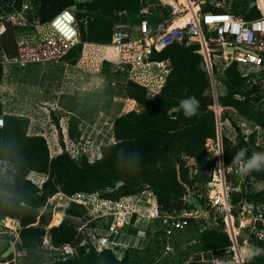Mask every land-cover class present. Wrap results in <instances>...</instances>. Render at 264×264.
<instances>
[{"label": "trees", "instance_id": "obj_1", "mask_svg": "<svg viewBox=\"0 0 264 264\" xmlns=\"http://www.w3.org/2000/svg\"><path fill=\"white\" fill-rule=\"evenodd\" d=\"M11 1L18 11L26 2ZM31 1L36 19L42 26L51 23L65 10L75 9L80 44L66 59V63L72 66L77 64L85 44L112 45L118 26L115 18L127 16L134 25L150 18V24L156 26L163 20L161 14H164L161 7L152 9L149 12L151 17L145 14L142 0H91L87 3L76 0ZM2 2L0 0V5ZM240 3L230 7L226 2L221 9L207 6L204 12H230L248 21L261 18L260 12L252 8L248 0H241ZM10 10V6L5 8L6 12ZM21 30L7 25L6 32L0 37V60L2 56H16L17 37L22 35ZM210 47L217 54L222 52L217 45L211 44ZM89 50L92 49L88 47L86 51ZM97 51L95 56L98 59L107 55ZM151 61L167 63L171 68L170 74L162 78L143 72L139 81H128L127 97L137 103L139 110L116 119L113 131L115 144L102 147V157L94 163L87 158L76 162L67 151L51 158L47 140L29 135L30 119L4 115L0 104V116L4 119V128L0 129V224L7 219L17 220L21 228L16 255L3 263L126 264L113 251L105 249L102 241L98 248L89 246L81 248L77 255L70 254L84 229L69 219L63 221L61 213H56L53 221L51 212H42L59 194L68 198L78 194L96 195L115 203L151 191L161 214L172 215L193 209L192 204L186 201L187 187L192 188L195 182L208 180L205 172L209 169L216 140L208 66L201 47L187 43L154 50ZM224 75L228 93L220 99L221 105L233 108L242 117L264 127V111L257 106L258 99H251V93L244 91L246 80L242 77L241 66L233 63ZM3 77V67L0 66V84ZM236 96H245L246 100L239 101ZM189 97L196 98L199 108L195 115L186 117L179 105ZM56 124L59 127V121ZM70 136L75 137L72 128ZM227 155L229 160V149ZM189 159H195L200 170L193 179L191 172L194 168L189 166ZM4 165L13 170L4 174ZM32 173L45 175L47 179L39 186L29 179ZM120 182L124 187L115 190ZM238 197H233L234 203H238ZM250 200H260V197ZM153 207H156L155 203ZM67 216L85 219V208L72 203ZM51 224L58 226L51 227ZM90 228L96 230L97 227L91 225ZM46 240L49 251H45ZM198 241L204 253L216 252L226 264H238L233 244L222 226L203 231ZM254 244L260 250L255 264H264V246L258 242Z\"/></svg>", "mask_w": 264, "mask_h": 264}, {"label": "built area", "instance_id": "obj_2", "mask_svg": "<svg viewBox=\"0 0 264 264\" xmlns=\"http://www.w3.org/2000/svg\"><path fill=\"white\" fill-rule=\"evenodd\" d=\"M190 1L193 6L200 7L202 4L209 2L211 7L223 8L226 2H229L231 7L237 0H221V3L216 2V0ZM168 2L173 17L184 13L173 0ZM250 3L251 5L264 6V0H250ZM8 6L11 10L6 12L4 9L3 13L0 14V37L4 35L9 24L17 29L27 28L31 18L35 24L40 25L36 19L35 7L30 0L24 3L20 11L15 8L12 1ZM257 10L261 13V18L251 21L230 12L205 13L201 9L195 20L181 27L173 28V23L167 19L156 26H152L149 21H143L139 26V40L130 39L128 26L120 24L115 28L112 44L122 49V64L133 69L150 64L154 50H163L184 43L198 45L201 47L202 55L210 72L214 67V57L215 59L223 57L225 63L229 66L233 63L239 64L242 68L243 78L248 79L249 84L258 88L259 103L264 108V10L259 6ZM49 25L53 32L49 38L41 39L38 42H36V39L26 41L17 38L16 56H2L0 66H47L66 63L71 51L80 44V31L75 9L65 10ZM211 44L221 47L222 57L220 55L211 56L209 51V45ZM205 51L207 52L205 53ZM155 64H157L162 74H168L163 68L164 63ZM2 128H4V119L0 116V129ZM234 144L242 145L241 151H245V156L241 158L240 164L234 163L236 156L227 161L224 152L219 151L218 147L215 146L212 158L209 161V169L205 172L209 177V181L202 185L197 184L193 188L187 187L186 201L192 204L191 198L197 197V199L195 198L197 201L202 202L204 207L210 213L212 212L216 219L223 222L224 232L230 239L233 238L231 233L233 228L237 231V237L244 231L249 238L264 246V202L249 203L243 201L234 203L233 201V194L242 193V186L259 183L257 175L262 174L264 176V166L247 171L241 170L253 153H264V128L256 127L244 131L243 138L240 141L236 140ZM189 166L194 168L191 175H197V161L189 159ZM8 168L9 171L13 170L12 167L4 165L2 168L4 174H6ZM123 187V183H117L115 190ZM108 192H113V190ZM84 195L86 194L76 196L80 199ZM76 204L82 205L79 202ZM189 210L191 209L172 215L164 214L166 218L165 225L172 229L184 230L190 218L200 215L197 210ZM109 232L119 233L114 230ZM98 233L99 231H97ZM172 233L171 230L167 231L168 235ZM135 237L141 239L138 236ZM46 244H48V247H46ZM44 245L46 248H50L47 240ZM103 245L105 249L111 250L117 255V252L110 246L117 244L104 242Z\"/></svg>", "mask_w": 264, "mask_h": 264}, {"label": "rangeland", "instance_id": "obj_3", "mask_svg": "<svg viewBox=\"0 0 264 264\" xmlns=\"http://www.w3.org/2000/svg\"><path fill=\"white\" fill-rule=\"evenodd\" d=\"M201 10L204 11L203 9ZM194 12V17H196L197 11L194 10ZM166 15L169 16L167 13ZM31 22L33 21L30 18ZM21 33V36L26 38L37 36L36 29L30 26L23 28ZM22 37L20 40H23ZM37 37L36 42L40 41L43 35L39 34ZM129 37L133 40H139L140 34L130 31ZM217 61L219 62L218 70L215 73L213 72V87L209 91L212 95L216 93L218 84H220L219 70H222L223 67V62H221L223 60ZM65 64L60 63L47 66L11 65V67L7 68L5 78L1 85L2 87H0V100L7 114L30 118L31 132H39L46 135L53 158L58 156L62 151L60 134L63 135L64 129L69 132L72 128L75 132L74 138L68 137V134H64L63 136L71 157L76 162H80L85 157L89 161L95 162L96 155H98V147L114 144L113 123L122 112L113 111L115 104H118L125 96L120 90L122 82L119 83L117 80H112V77L109 75L95 74L92 79H88L84 83L85 86L87 85V88H76V81L85 82L78 75L81 72L75 67L67 68ZM106 73L111 75L113 70L108 67ZM113 82L117 83V88L113 87ZM220 91L222 92L224 89L220 88ZM57 121L60 123L58 128ZM229 131L226 128L224 134ZM6 171H9V168ZM30 180L37 185H42L46 177L45 175L32 174ZM78 202L85 208L86 218L88 220L85 221L84 219L70 218L68 216L67 219L72 222L75 221L77 226L92 225L97 227V229L95 232L90 227L86 229L73 249L70 250L71 255H76L82 247H98L100 241L108 243V239L102 237L100 233L111 231L110 227L113 222L111 215L117 210L116 208L111 210L107 207L97 208L86 196H82L80 199L77 196H74L72 199L57 196L50 200L49 206L43 209L42 212H51L54 221V215L56 213L60 212L64 217L72 203L76 204ZM191 210H196V208ZM204 210L209 214L210 211L207 208H204ZM209 218L210 221H215L213 216L211 217L209 215ZM195 219L190 218L184 230L172 229L166 226L168 230L174 232L172 235L174 240L153 239L151 247L146 250H142L141 248L138 250H127L125 246H110L117 252L119 257H122V253L128 251L126 264L157 263V259L163 258V253L168 245L173 247L177 252L180 264L186 261L191 264H218V261L221 259L218 253H204L198 244H196L197 238L200 236L199 227L208 218L199 215ZM217 220L219 223H223L219 219ZM150 225L153 231H164L166 229L160 225L159 221L151 223ZM20 230V223L17 220L4 221L0 224V254L9 249L12 242L16 246ZM168 230H166V233ZM97 231H99L98 235H96ZM241 234L243 237H248V234L244 231ZM149 235L153 236L154 234L152 232L148 234V237ZM239 240L241 239L239 238ZM236 243L238 244V241ZM46 247H48V244H46ZM46 247L45 251H49L50 248Z\"/></svg>", "mask_w": 264, "mask_h": 264}, {"label": "crops", "instance_id": "obj_4", "mask_svg": "<svg viewBox=\"0 0 264 264\" xmlns=\"http://www.w3.org/2000/svg\"><path fill=\"white\" fill-rule=\"evenodd\" d=\"M90 1L91 0H76V2H78V3H87ZM168 1L169 0H142V6L144 9L143 12L151 17L152 13L149 14V12L152 11V9H155L156 6L161 7L164 10V14H161V17L163 18V20L161 22H163L164 20L167 19L173 23L172 27L176 28V27L185 26L188 23H190L191 21L195 20L200 9L204 10L207 6H209V2L202 4L200 7H198V6H193L190 0H173L175 2L176 6L181 7V10L184 11V13L182 15L177 16V17H173L171 15V12H172L171 8L168 6V3H169ZM217 1L221 3V0H216V2ZM26 2H27V0H26ZM236 2L240 3L241 0H237L234 3H236ZM31 3H32V1H31ZM248 3L250 4V6L252 8H258V6H259L261 9L264 10V6H262V5L261 6L259 4H252L251 5L250 0H248ZM213 8H215V7H213ZM194 10L197 11L196 17H194L192 14V11H194ZM166 13L169 16H167ZM145 21H150V18L146 19ZM140 24L134 25L130 22L129 24H127L128 30H130L133 33L134 32L138 33ZM29 26L36 29L37 36H39V34L43 35L42 39L43 38L44 39L49 38L53 34L49 24L42 26V25L35 24L34 22H31ZM37 36H30L29 38L28 37L27 38L22 37V36L21 37L23 40L31 41V40L37 39L38 38ZM21 37L18 36L17 38L19 39ZM88 47H90L92 50L86 51ZM106 48H107V50H106ZM111 48H114V49L111 50ZM97 50H99L101 52L100 54L107 53V55H104L101 59H98V57L95 56L96 52H98ZM121 51H122V49L120 47H117L113 44L111 46L85 44L83 51H82V54L80 55L77 64L74 66L67 64V63L65 64L67 68H69V67L74 68L75 67L81 72V73H78V75L85 82L76 81V86H77L76 88H80V89L81 88H83V89L87 88V85L85 86L84 83H86L88 79H92L95 76V74L96 75L97 74L109 75L112 77V80H117L119 83L122 82L120 90L124 93L125 96L123 97V99L121 101L119 100L120 102H118V104H115L114 111H113V112H116V111L122 112V114L120 116H118V118H120V117H122V116H124V115H126L132 111H138L139 110V106L137 105V103L127 97L126 87H127V83L129 80L135 79V80L139 81L141 74L144 75L143 72H149L152 77L158 76V77H162V78L167 77L171 72V68L167 63H164V65H163L164 70H166L168 72L167 75L162 74L159 71L157 64H155L152 61L150 64H145L144 67L134 68V69L130 66L123 65L122 64ZM209 51L211 52V56L212 55L213 56L220 55L221 57L223 56L222 55L223 52H221L220 54L213 52L210 45H209ZM206 52L207 51H205V53ZM217 60H223V61H221V62H223V65H222L223 67H222V70H219V72H220V74H219L220 84H218V89H217L216 93H214V95L210 94L214 99V113H215V119H216V140L214 141L213 147L216 146V147H218L219 151H223L224 155H225V159L227 161H229L242 150V145H235L234 142L236 140L240 141L243 138L244 131L252 130V129H255L256 127H261V128H264V127L256 124L253 121H250V120L242 117L233 108H224L221 105L220 99L225 97L228 93V90L224 84V82H225L224 73H225L226 69L229 67V65H227V63H225L223 57L218 58V59H215V57H214V59H213L214 67H213L211 72H210L209 67H208L211 87H213V81H214L212 79L213 72L215 73V71L218 70L217 67H218L219 62ZM207 66H208V64H207ZM1 67H3V71H4V77H3V80H4L5 73L7 72V68L11 67V65H1ZM108 67H109V69L113 70V73H111V75L106 73ZM242 77H243V75H242ZM244 79L246 80V85H245L246 88L244 91L251 93V95H250L251 99H255V100L258 99V102H256V104L260 109H262L264 111V108L259 103L260 99L257 96L259 93L258 88L249 84L248 79H246V78H244ZM3 80H2V82H3ZM2 82L0 84V87H2L1 86ZM113 87L117 88V83L113 82ZM220 88L224 89V91L221 92ZM236 99L239 101H245L246 97L245 96H236ZM0 104L3 107V103L1 100H0ZM3 114L4 115H12V114H7V112L4 110V108H3ZM12 116H19V115H12ZM19 117H24V116H19ZM26 118H28V117H26ZM118 118H116V119H118ZM116 119L114 120V123H115ZM30 121H31V119H30ZM114 123H113V130H114ZM226 128L229 129L230 131L228 133L224 134V131ZM64 134H68V137H69L70 136V130L68 132L66 129H64L63 135L60 134V145H61L62 151L58 156L63 154L64 151H67L69 153V151L67 149V143L63 137ZM29 135L30 136H41V137L45 138L46 140H48L46 135L39 133V132L38 133H32L31 129L29 130ZM114 144H115V139H114ZM102 147H104V146L98 147V151H97L98 155H96V159H95L96 161H98L102 157V155H101V148ZM49 149H50V146H49ZM228 149H229L230 156H231L229 158V160L227 159ZM50 155H51V151H50ZM51 158H53L52 155H51ZM87 160H88V158H87ZM89 162L94 163L93 161H89ZM197 170H198V174H199L200 173L199 168ZM32 174H36V173H32ZM203 174L204 173H202V175ZM191 177L193 179L194 177H196V175H192ZM29 179H30V177H29ZM257 179H258L257 181L259 183H253L252 185L242 186V193H234L233 194V197H235V196L240 197V198L238 197L240 199L238 201V203L243 202V201H246L249 203L264 202V191L262 192V189L264 188V184H263L264 176L262 174H258ZM45 181H43V183ZM208 181H209V178L207 181L200 180L198 182H195L193 187H196L197 184L202 185L204 183H207ZM39 186H41V185H39ZM58 196L66 197L62 194H59ZM84 196H86V198L89 199V201L91 203H93L97 208L98 207H102V208L107 207L111 210H113V208H116L117 210H115V212H113L111 215L112 220H113L112 226L110 227L111 230L117 231V232L122 233V234L127 233L128 235L138 236L141 238V240L148 241L147 246L145 248H141L142 250H146L147 248H150L152 245L153 239L159 240L161 238V239H164L167 241L174 240V238L172 237L174 232L171 235H168L166 233V230H168V228L165 225L166 218L164 217V214H161L159 212L157 199L151 191H146V192L139 194L137 196L123 198L119 202H115V203L114 202H107L105 200L98 198L97 196H94V195H84ZM252 197L253 198L254 197H260V200H250V198H252ZM195 198L197 199V197H194L191 199H195ZM69 199H72V198H69ZM197 202L199 205H201L203 207V209L205 208L202 202H200V201H197ZM153 203H155V205H156L155 208L153 207ZM192 206H193V209L196 208V210H197V207L195 205L192 204ZM200 215H202V214H200ZM209 215L211 217L213 216L215 221H210ZM202 216H204V218H208V219L205 220V223L203 225H200V227H199L200 234L207 229L220 228L221 226L223 227V224L220 222L222 224L221 225L219 223V221L214 217V215L210 214V212L208 214V212L206 213V211H205V213ZM66 219H67V211H66V215H64L62 220L64 221ZM86 219L87 218H85L84 220L87 221L88 219L87 220ZM193 219L196 220L195 218H193ZM7 221H13V220L7 219ZM158 221H159L160 225L163 226V228L164 227L166 228L164 231H153L152 230V226L150 224L158 222ZM73 222L75 224H77L75 221H73ZM53 226H58V225L51 224V227H53ZM89 227L90 226H84V225L82 226V228L84 229V232ZM152 232L154 235L153 236L149 235V237H148V234L152 233ZM231 233L233 236V238L230 239L232 244H233L232 249L235 253V257L237 259L238 264H255L256 258L260 255V250L258 249L257 245L254 244L255 241L253 239L247 237V236L243 237L242 234L239 237H237V235H238L237 231H235V229H233V228L231 229ZM96 235H98V234H96ZM239 238L243 241L239 240ZM236 241H238V244L236 243ZM196 244H198V246L201 248V245H200L198 240L196 241ZM118 246L122 247L124 245H118ZM125 247L127 248V250L128 249L138 250V248H129L127 246H125ZM82 248H85V247H82ZM256 251H259V252H256ZM209 253H216V252H209ZM201 254H203V253H201ZM117 256H118V254H117ZM121 256L122 257L118 256L119 259H121V260L124 259L127 262L128 251L122 253ZM184 261H186V260H184ZM179 262L180 261H179V257H178L177 252L175 251V249L173 247L168 245L166 250L163 253V258L157 259V263H154V264H180ZM218 262H219L218 264H226L221 259ZM183 264H191V263L186 261V262H183Z\"/></svg>", "mask_w": 264, "mask_h": 264}, {"label": "water", "instance_id": "obj_5", "mask_svg": "<svg viewBox=\"0 0 264 264\" xmlns=\"http://www.w3.org/2000/svg\"><path fill=\"white\" fill-rule=\"evenodd\" d=\"M10 1L11 0H3L0 6V14L3 13V10L8 6ZM115 22L118 25L120 24L127 25L130 23V19L127 16H119L115 18ZM191 200H192V204L197 207L198 212L203 215L205 213L203 207L199 205L195 199H191ZM100 235L102 237L107 238L110 243H114L117 245H124L129 248H138V249L145 248L148 244V241H145V240L143 241L135 236L128 235V234L102 232ZM15 253H16V246H15V243L12 242L9 249L0 257V264H3L4 261L8 260L9 257L14 255Z\"/></svg>", "mask_w": 264, "mask_h": 264}, {"label": "clouds", "instance_id": "obj_6", "mask_svg": "<svg viewBox=\"0 0 264 264\" xmlns=\"http://www.w3.org/2000/svg\"><path fill=\"white\" fill-rule=\"evenodd\" d=\"M179 107L183 110L186 117H191L196 114L199 108V102L195 97H189L188 99L182 100ZM244 156L245 151H240L236 155L234 163L240 164L241 158ZM261 166H264V153H253L252 156L245 162V166L241 170L247 171L254 168H260Z\"/></svg>", "mask_w": 264, "mask_h": 264}, {"label": "bare ground", "instance_id": "obj_7", "mask_svg": "<svg viewBox=\"0 0 264 264\" xmlns=\"http://www.w3.org/2000/svg\"><path fill=\"white\" fill-rule=\"evenodd\" d=\"M192 14L194 15V14H195V12L193 11V12H192Z\"/></svg>", "mask_w": 264, "mask_h": 264}, {"label": "snow or ice", "instance_id": "obj_8", "mask_svg": "<svg viewBox=\"0 0 264 264\" xmlns=\"http://www.w3.org/2000/svg\"><path fill=\"white\" fill-rule=\"evenodd\" d=\"M67 15V14H66ZM58 23H59V21H58Z\"/></svg>", "mask_w": 264, "mask_h": 264}]
</instances>
